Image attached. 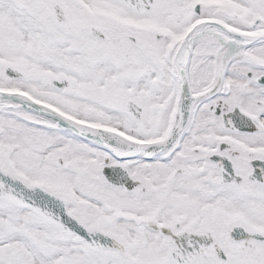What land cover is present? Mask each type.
I'll use <instances>...</instances> for the list:
<instances>
[{"label":"snow or ice","instance_id":"snow-or-ice-1","mask_svg":"<svg viewBox=\"0 0 264 264\" xmlns=\"http://www.w3.org/2000/svg\"><path fill=\"white\" fill-rule=\"evenodd\" d=\"M0 264H264V0H0Z\"/></svg>","mask_w":264,"mask_h":264}]
</instances>
